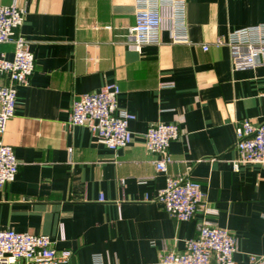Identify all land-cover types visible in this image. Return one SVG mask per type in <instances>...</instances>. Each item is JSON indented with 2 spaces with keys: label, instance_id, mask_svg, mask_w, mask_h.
<instances>
[{
  "label": "crops",
  "instance_id": "crops-1",
  "mask_svg": "<svg viewBox=\"0 0 264 264\" xmlns=\"http://www.w3.org/2000/svg\"><path fill=\"white\" fill-rule=\"evenodd\" d=\"M20 2L18 32L34 69L17 87L2 136L19 166L0 188V229L46 234L57 251L71 250L70 264H159L161 252L183 250L202 218L198 210L176 220L152 200L166 174L186 175L217 208L212 222L236 236L235 264L264 255V167L232 166L236 122L264 121V64L234 70L228 47L213 44L263 23L264 0H186L190 43L172 42L164 19L159 42L139 48L127 36L134 0ZM2 55L11 59L13 45L0 44ZM111 82L120 87L118 106L134 115L132 140L117 150L85 126L65 125L77 94ZM157 122L179 126L166 174L145 147L144 132Z\"/></svg>",
  "mask_w": 264,
  "mask_h": 264
},
{
  "label": "built area",
  "instance_id": "built-area-1",
  "mask_svg": "<svg viewBox=\"0 0 264 264\" xmlns=\"http://www.w3.org/2000/svg\"><path fill=\"white\" fill-rule=\"evenodd\" d=\"M20 1L0 4V44L13 45L11 59L0 56V73L6 78L5 83L0 84V188L12 182L18 171L19 162L14 150L3 142L2 136L15 111L17 87L29 82L34 69L29 42L18 32L26 14ZM134 8L135 23L127 28V36L134 48L158 43L164 19L168 21L167 30L172 42L190 43L186 0H134ZM213 44L228 47L234 70L264 64V22L228 32L224 39L216 38ZM202 49L207 50L208 45H203ZM119 93V85L111 82L99 90L77 94L65 125L68 128L85 126L98 142L111 150L126 147L132 140L128 126L134 115L118 106ZM261 95L264 99V91ZM235 134L233 169L237 171L242 164L264 167V121L255 125L248 119L238 120ZM178 136L177 122H157L146 128L145 147L156 156L152 162L157 172L166 174L172 160L169 145ZM152 200L160 203L176 220H191L198 210L202 213L195 225L194 237L185 241L182 251L161 252L159 264H235L237 238L227 228L212 222L211 217L218 210L208 204L198 182L186 175L172 177L166 174L165 186ZM54 244L55 241L46 234L0 229V264H70L71 250L57 251ZM247 264H264V255L249 254Z\"/></svg>",
  "mask_w": 264,
  "mask_h": 264
}]
</instances>
